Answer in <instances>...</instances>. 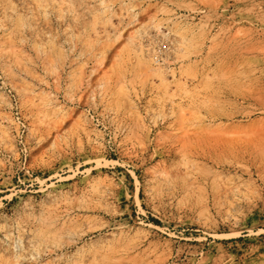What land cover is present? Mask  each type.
<instances>
[{"label":"rangeland","instance_id":"1","mask_svg":"<svg viewBox=\"0 0 264 264\" xmlns=\"http://www.w3.org/2000/svg\"><path fill=\"white\" fill-rule=\"evenodd\" d=\"M0 264H264V0H0Z\"/></svg>","mask_w":264,"mask_h":264},{"label":"built area","instance_id":"2","mask_svg":"<svg viewBox=\"0 0 264 264\" xmlns=\"http://www.w3.org/2000/svg\"><path fill=\"white\" fill-rule=\"evenodd\" d=\"M12 97V96H11ZM13 98V97H12ZM13 101H14V98H13Z\"/></svg>","mask_w":264,"mask_h":264}]
</instances>
